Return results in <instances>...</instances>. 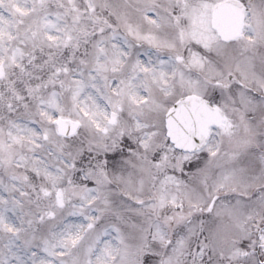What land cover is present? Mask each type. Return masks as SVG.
<instances>
[{
  "label": "snow or ice",
  "instance_id": "1",
  "mask_svg": "<svg viewBox=\"0 0 264 264\" xmlns=\"http://www.w3.org/2000/svg\"><path fill=\"white\" fill-rule=\"evenodd\" d=\"M0 264H264V0H0Z\"/></svg>",
  "mask_w": 264,
  "mask_h": 264
}]
</instances>
